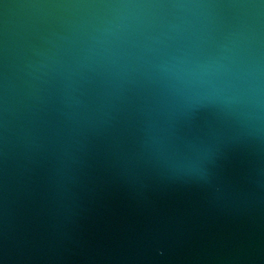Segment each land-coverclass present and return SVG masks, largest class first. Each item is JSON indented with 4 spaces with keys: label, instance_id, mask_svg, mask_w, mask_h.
Here are the masks:
<instances>
[{
    "label": "water",
    "instance_id": "95a60500",
    "mask_svg": "<svg viewBox=\"0 0 264 264\" xmlns=\"http://www.w3.org/2000/svg\"><path fill=\"white\" fill-rule=\"evenodd\" d=\"M0 264H264V0H0Z\"/></svg>",
    "mask_w": 264,
    "mask_h": 264
}]
</instances>
